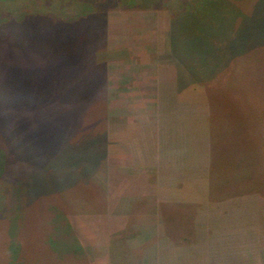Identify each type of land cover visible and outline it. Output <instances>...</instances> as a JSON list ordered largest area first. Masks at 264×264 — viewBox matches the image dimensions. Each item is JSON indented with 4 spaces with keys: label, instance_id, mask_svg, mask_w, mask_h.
<instances>
[{
    "label": "rangeland",
    "instance_id": "1",
    "mask_svg": "<svg viewBox=\"0 0 264 264\" xmlns=\"http://www.w3.org/2000/svg\"><path fill=\"white\" fill-rule=\"evenodd\" d=\"M125 2L0 0V264H102L81 217L100 207L93 199L106 203V63L121 51L113 38L123 43L109 15ZM154 4L168 10L171 25L184 24L170 28L171 52L208 112L212 158L204 183L173 189L162 201L170 218L164 236L173 245L184 236L193 242L199 200L226 201L231 215L209 225L239 228L237 240L254 244L246 209L250 196L264 200V0ZM159 207L135 206L109 257L140 263L143 248L132 246L131 228Z\"/></svg>",
    "mask_w": 264,
    "mask_h": 264
},
{
    "label": "crops",
    "instance_id": "2",
    "mask_svg": "<svg viewBox=\"0 0 264 264\" xmlns=\"http://www.w3.org/2000/svg\"><path fill=\"white\" fill-rule=\"evenodd\" d=\"M155 1L136 5L126 0L109 15L111 30L122 33L123 43L113 38V43L119 44L114 43L115 50L121 51L116 52L119 57L106 63L105 83L110 95L104 187L107 196L103 208L99 201L103 197L93 199V204L100 207L90 208L81 217L90 235L96 236L95 248L103 252L95 261L121 264L109 257L114 251L112 239L124 231L135 206L139 205L142 212L144 206L160 203L158 212L147 213L144 221L133 223L131 228L135 232L132 246L143 248L138 264H264V200L256 195L250 196L246 209V219L253 224L249 231L253 232L250 237H254V244L249 242L247 246L243 239L237 240L235 236H243L239 228L223 229L215 221L209 225L218 214L231 215L228 207L232 202L226 201L199 200L193 242H187L186 233L177 245L164 236V225L170 218L162 211V201L169 200L173 189L182 192L189 185L204 183L210 175L212 158L204 125L208 112L203 100L191 95L186 65L182 68L179 63L178 68L177 56L171 52L170 28L182 29L184 24L180 20L178 27L171 25L168 10L156 6ZM188 202L198 203L195 196ZM229 237L230 243L225 246V238ZM87 250L92 252L93 248L88 246Z\"/></svg>",
    "mask_w": 264,
    "mask_h": 264
},
{
    "label": "trees",
    "instance_id": "3",
    "mask_svg": "<svg viewBox=\"0 0 264 264\" xmlns=\"http://www.w3.org/2000/svg\"><path fill=\"white\" fill-rule=\"evenodd\" d=\"M242 16H244V15H242ZM192 240V238H190L187 242H189V241H191Z\"/></svg>",
    "mask_w": 264,
    "mask_h": 264
}]
</instances>
